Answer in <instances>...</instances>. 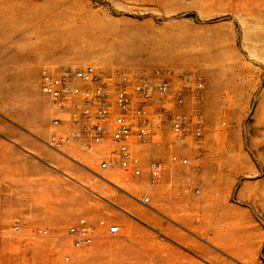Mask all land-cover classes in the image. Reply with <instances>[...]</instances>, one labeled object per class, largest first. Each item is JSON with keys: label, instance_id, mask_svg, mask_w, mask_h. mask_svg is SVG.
I'll return each mask as SVG.
<instances>
[{"label": "rangeland", "instance_id": "rangeland-1", "mask_svg": "<svg viewBox=\"0 0 264 264\" xmlns=\"http://www.w3.org/2000/svg\"><path fill=\"white\" fill-rule=\"evenodd\" d=\"M88 66L201 72V144L169 123L134 139L139 179L100 171L110 144L50 147L68 117L42 74ZM80 219L95 240L75 248ZM0 264H264V0H0Z\"/></svg>", "mask_w": 264, "mask_h": 264}, {"label": "built area", "instance_id": "built-area-1", "mask_svg": "<svg viewBox=\"0 0 264 264\" xmlns=\"http://www.w3.org/2000/svg\"><path fill=\"white\" fill-rule=\"evenodd\" d=\"M192 83L194 88L188 86ZM204 86L201 72L185 74L157 69L114 78L94 66L45 71L41 77L42 92L50 98L60 115L68 117L67 129L59 130L63 126L59 115L53 120V126L58 130L50 136L48 144L58 150L80 144L89 152H93L96 146L110 144L113 157L102 160L100 171L107 172L113 167L134 178H142V160L131 149L134 139L147 142L159 136L164 124L169 123L177 140L192 139L201 144ZM188 90L196 92L193 114L173 112L171 104L185 106ZM183 163L187 164V161ZM149 167L150 184L153 185L160 179L163 165L152 160ZM144 186L142 188H146ZM149 202V196L142 200L143 204ZM14 229L18 230L19 226ZM117 231L116 227L109 229L110 233ZM39 233L45 234L46 231L39 230ZM69 235L75 248L91 246L95 240L86 219H80L69 228Z\"/></svg>", "mask_w": 264, "mask_h": 264}]
</instances>
